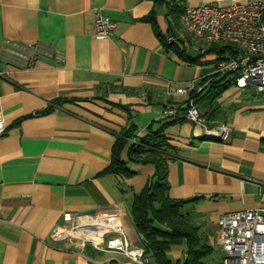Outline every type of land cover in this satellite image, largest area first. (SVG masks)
Listing matches in <instances>:
<instances>
[{"label":"crops","instance_id":"1","mask_svg":"<svg viewBox=\"0 0 264 264\" xmlns=\"http://www.w3.org/2000/svg\"><path fill=\"white\" fill-rule=\"evenodd\" d=\"M217 1L183 2L186 8ZM180 3L0 0V264L126 261L118 252L60 237L63 212L116 213L129 246L145 249L130 202L155 169L130 160L127 149L150 124L161 126L166 106H183L193 86L201 87L200 115L232 129L229 141L221 142L202 137V128L186 119L163 127L167 194L189 200L184 213L212 248L204 264H219L223 256L216 230L221 214L264 207V91L226 83L230 75L209 89L222 77L214 71L216 52L209 44L201 45L203 53L191 46L170 7ZM96 12L115 22L110 37L94 36ZM151 12L154 24L142 20ZM168 36L195 60L168 48ZM6 40L34 44L40 53L29 66L4 51ZM169 84L187 94H168ZM130 126L119 157L131 174L106 172L114 142ZM185 252L182 242L166 257L182 264Z\"/></svg>","mask_w":264,"mask_h":264},{"label":"built area","instance_id":"2","mask_svg":"<svg viewBox=\"0 0 264 264\" xmlns=\"http://www.w3.org/2000/svg\"><path fill=\"white\" fill-rule=\"evenodd\" d=\"M178 19L183 32L191 39V46L201 53L205 52L202 44H214L216 51L230 46L237 52L236 55L216 59L215 73L229 74L231 83L238 88L252 86L257 92L264 91V0L200 3L186 7ZM92 27L97 39H105L113 34L115 22L96 12ZM167 41L173 42L175 37L168 36ZM3 49L26 60L29 66L40 53L34 44L10 40L4 42ZM193 88L197 92L201 87ZM166 92L170 95L187 94L185 87L173 84L167 86ZM184 105V118L202 128V137L229 141L232 135L230 126L223 121L204 119L188 95ZM176 109L173 105L166 106L162 117L173 115ZM4 131L5 124L0 113V135ZM63 223L58 232L60 237L80 244L88 242L96 249L118 252L126 257V261L119 264H153L151 255L144 248H132L126 242L116 213L63 212ZM216 230L223 253L219 264H264V207L223 213L217 218Z\"/></svg>","mask_w":264,"mask_h":264},{"label":"trees","instance_id":"3","mask_svg":"<svg viewBox=\"0 0 264 264\" xmlns=\"http://www.w3.org/2000/svg\"><path fill=\"white\" fill-rule=\"evenodd\" d=\"M181 3L170 6L172 11L175 10L178 19L180 13L185 9L184 0ZM159 3L166 0H158ZM142 20L149 21L154 24L153 12L149 13ZM179 20V19H178ZM158 36L163 40L160 34ZM171 48L176 54L186 60L194 61L187 55L182 54V50L173 43L165 44ZM208 51L216 52L217 59L225 55H236L237 52L232 47H221L220 51H216L214 44H209ZM216 75H221L215 73ZM215 75V76H216ZM229 74H223L217 81H212L209 89L214 87V84L222 81ZM232 81V77L228 82ZM223 86L220 87V89ZM201 89V88H200ZM199 91L195 88L188 93V98L196 103V97ZM186 105L177 107L176 112L165 118H160L161 126L153 128L150 124L147 127V134L143 139L132 142L128 149L127 155L134 162L150 163L154 166V173L148 179L140 192L133 195L130 202V213L132 222L136 230L140 233L145 244L144 251L151 253L157 264H172L166 257V252L175 244L185 243L186 257L182 264H204L206 257L212 251V248L200 240L197 226L190 223L187 215L184 213V205L189 200H173L168 197V184L166 181V166H167V142L166 137L162 133L163 127L170 122H178L185 119L183 114ZM132 126L124 133V137L117 138L112 146L111 160L106 172L122 173L129 175L131 172L126 166V162L122 161L119 153L127 144L126 137H130Z\"/></svg>","mask_w":264,"mask_h":264},{"label":"rangeland","instance_id":"4","mask_svg":"<svg viewBox=\"0 0 264 264\" xmlns=\"http://www.w3.org/2000/svg\"><path fill=\"white\" fill-rule=\"evenodd\" d=\"M221 1H222V0H221ZM192 54H193V53H192ZM115 236H116V235H115ZM108 237H109V235L106 236V238H108ZM217 244H219V242H217ZM215 253H217V251L214 252V254H215Z\"/></svg>","mask_w":264,"mask_h":264}]
</instances>
